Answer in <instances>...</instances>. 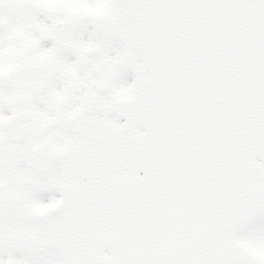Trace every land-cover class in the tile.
<instances>
[{
	"label": "snow or ice",
	"instance_id": "1",
	"mask_svg": "<svg viewBox=\"0 0 264 264\" xmlns=\"http://www.w3.org/2000/svg\"><path fill=\"white\" fill-rule=\"evenodd\" d=\"M0 264H264V0H0Z\"/></svg>",
	"mask_w": 264,
	"mask_h": 264
}]
</instances>
